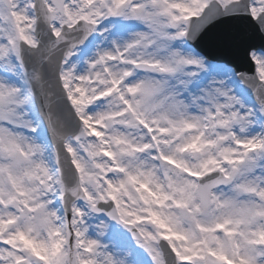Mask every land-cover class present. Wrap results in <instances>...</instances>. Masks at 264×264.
<instances>
[{
	"label": "snow or ice",
	"instance_id": "obj_1",
	"mask_svg": "<svg viewBox=\"0 0 264 264\" xmlns=\"http://www.w3.org/2000/svg\"><path fill=\"white\" fill-rule=\"evenodd\" d=\"M0 264H264V0H0Z\"/></svg>",
	"mask_w": 264,
	"mask_h": 264
}]
</instances>
